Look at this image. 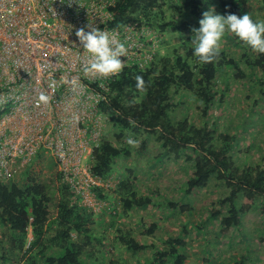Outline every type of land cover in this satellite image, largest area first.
I'll list each match as a JSON object with an SVG mask.
<instances>
[{"label": "trees", "instance_id": "16d2710c", "mask_svg": "<svg viewBox=\"0 0 264 264\" xmlns=\"http://www.w3.org/2000/svg\"><path fill=\"white\" fill-rule=\"evenodd\" d=\"M114 1L109 28L119 34L124 28L129 29L141 49L132 47L126 67L110 82L107 102L100 103L99 110L109 117L112 128L118 130L117 139H122L125 132L134 137L144 132L157 136L165 154H172L177 159L184 157L192 170L184 184L186 195L205 188L211 181L223 186L228 193L217 202L220 210H212L204 222L219 220L221 232L226 233L239 224L244 213L242 202L249 203L256 197H261L264 202V166L236 165L232 151L237 137L227 130L216 134L213 126H209L208 117L213 107L222 103L223 94L217 97L219 73L229 70L244 75L245 70L240 69L236 55L222 46L212 63H199L190 41L192 30L199 27L198 21L211 3L216 4L218 14L242 16L244 7L251 0ZM259 2L264 7V0ZM167 33L176 35L181 43L161 53L159 41L162 42V36ZM183 35H188V39ZM225 36L242 51L239 59L250 72L264 70V54L253 57L249 54L253 51L246 50L247 46L238 38L230 33ZM150 37H155L157 44L149 40ZM137 75L144 78L146 91L143 93L135 88ZM179 96L193 99L201 123L190 116L175 119L174 113L181 103L178 106L174 99ZM141 147L144 148L145 143ZM129 155L127 148L102 139L94 149L90 174L108 183L115 161ZM25 175L28 182L23 186L15 179L7 184L0 182V232L3 236L0 238V264H94L97 259L92 257L90 249L96 244L103 247L105 238V234L100 236L95 230L96 214L80 205V197L57 176V212L50 220L52 196L48 186L29 177L26 170L22 178ZM92 192L99 202L107 204L104 211H109L112 219L126 217L136 209L160 207L153 200V193H138L126 178L113 189L93 187ZM167 206L177 209L172 202ZM224 207L225 214L221 212ZM187 209L181 206L179 212ZM156 230V224H151L144 235H152ZM117 231L115 239L125 251L138 254L152 249V256L144 264H187L183 253L186 243L182 236L169 238L160 250L139 243L130 232ZM246 259L242 256L234 264H245ZM112 264L125 263L119 258V262Z\"/></svg>", "mask_w": 264, "mask_h": 264}, {"label": "rangeland", "instance_id": "374dc122", "mask_svg": "<svg viewBox=\"0 0 264 264\" xmlns=\"http://www.w3.org/2000/svg\"><path fill=\"white\" fill-rule=\"evenodd\" d=\"M210 7L217 12L215 3H211ZM244 14H249L254 20H264V7L259 0H251L244 7ZM183 36L188 39V35ZM162 38V42L159 41L161 53L181 43L174 34L167 33ZM149 40L157 44L155 37H150ZM221 46L236 55L239 67L245 70L246 75H237V71L229 70L219 73L216 82L219 93L217 97L220 98L223 94L222 103L213 107L208 117L209 126H213L216 134L227 130L237 137L232 151L236 165L264 166V70L256 69L253 73L250 72L243 60L239 59L242 51L226 36ZM246 50H249L248 47ZM249 54L256 57L257 53ZM224 80H227L226 83ZM174 103L178 106L181 103L174 113L175 119L190 116L201 123L200 113L193 99L179 96L174 99ZM117 134L118 130L108 123L102 132L101 140L105 139L115 146L127 148L130 155L115 161L111 179L108 183L103 182L102 187L113 189L120 180L126 178L138 193H153V200L158 202L160 207L152 210L136 209L126 217L112 219V214L104 211L107 204L99 202L92 189L88 190V195H78L79 204L96 214L97 234H105L103 247L96 244L90 249L92 257L97 259L94 264L117 263L119 258H122L125 264H144L152 256L151 248L138 254L125 251L115 239L117 230L130 232L139 243L160 250L164 249L165 241L169 238L182 236L186 243L183 253L187 264H234L242 256L247 257L245 264H264V202L261 197H256L249 203L239 202L244 210L239 224L223 233L219 220L210 221L208 224L204 222L212 210H220L217 202L228 193L223 186L211 181L205 188L186 195L184 184L192 170L184 157L177 159L172 154H165L157 136L140 132L134 137L125 132L119 140L116 138ZM130 137L138 141L136 146L128 144ZM142 143H145L144 148L141 147ZM25 170L29 177L48 186L52 196L49 204L50 220H53L58 201L57 164L48 154L42 153L37 154ZM21 175L14 181L23 186L28 180L27 175L23 178ZM168 202L176 204L177 209L169 208ZM181 206L188 209L179 212ZM221 212L225 214L226 208H221ZM151 224H156L157 230L152 235H144ZM1 236L2 232L0 238ZM101 250L105 253L100 252Z\"/></svg>", "mask_w": 264, "mask_h": 264}, {"label": "built area", "instance_id": "2783aa9c", "mask_svg": "<svg viewBox=\"0 0 264 264\" xmlns=\"http://www.w3.org/2000/svg\"><path fill=\"white\" fill-rule=\"evenodd\" d=\"M114 0H0V182L20 177L37 154H48L57 176L76 195L103 182L90 174L94 149L109 117L110 82L86 73L87 53L76 33L88 24L127 48L134 35L109 28ZM41 94L50 97L39 102Z\"/></svg>", "mask_w": 264, "mask_h": 264}, {"label": "clouds", "instance_id": "9594fccd", "mask_svg": "<svg viewBox=\"0 0 264 264\" xmlns=\"http://www.w3.org/2000/svg\"><path fill=\"white\" fill-rule=\"evenodd\" d=\"M198 23L199 27L192 30L191 45L194 57L201 64L212 63L217 59L226 33L238 38L253 52L264 54V20H254L249 14L221 15L216 13L214 8L209 7L202 13V18ZM86 27L88 31L82 28L76 33L88 57L83 70L102 78L120 74L126 67L125 61L120 59L127 55L128 50L125 44L98 27L90 24ZM135 80L137 91L145 92L146 84L143 76L137 75ZM49 101V96L40 95L39 102L48 104ZM127 142L132 146L138 144V141L131 137Z\"/></svg>", "mask_w": 264, "mask_h": 264}]
</instances>
